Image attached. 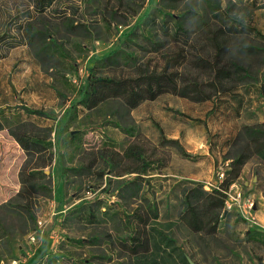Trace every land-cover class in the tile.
I'll return each mask as SVG.
<instances>
[{
	"label": "rangeland",
	"instance_id": "1",
	"mask_svg": "<svg viewBox=\"0 0 264 264\" xmlns=\"http://www.w3.org/2000/svg\"><path fill=\"white\" fill-rule=\"evenodd\" d=\"M32 3L0 0V264H264V0L77 1L49 62ZM48 130L46 186L10 132Z\"/></svg>",
	"mask_w": 264,
	"mask_h": 264
},
{
	"label": "trees",
	"instance_id": "2",
	"mask_svg": "<svg viewBox=\"0 0 264 264\" xmlns=\"http://www.w3.org/2000/svg\"><path fill=\"white\" fill-rule=\"evenodd\" d=\"M60 0H34L32 7L37 15L34 19L28 18L22 24H19L21 30L22 43L27 45L34 53V56L43 62L51 61L52 56L57 53H62V45L58 43L53 36L52 31L57 32V29H62L68 34L79 37L84 41H92V33L86 21H84L83 13L77 1L82 0H66V3H60ZM72 1V2H70ZM60 3V6H59ZM56 5V6H55ZM55 6V9H53ZM34 19V20H33ZM76 70V68H74ZM71 73V72H70ZM68 81V80H67ZM28 116H35L40 118H47V115L40 110H33L27 107L22 108ZM3 129V124L0 121V131ZM50 130L43 138L38 135L27 134V132H10L16 143L25 152L26 157L31 161L34 157L39 160V165H35L30 169L26 175L32 174L40 175L41 178L46 179L50 176L44 174V169L51 163V148L52 143L49 140ZM32 173V174H30ZM25 172L21 174V183L23 184L26 178ZM29 179V177H28ZM44 185H49L46 179ZM85 203L73 206L74 210L83 212ZM89 221L95 219V215L88 213ZM82 245L83 240L75 242ZM67 258L62 252L48 253L41 257L37 264H63ZM84 264L86 262H83ZM76 264V263H73Z\"/></svg>",
	"mask_w": 264,
	"mask_h": 264
},
{
	"label": "water",
	"instance_id": "3",
	"mask_svg": "<svg viewBox=\"0 0 264 264\" xmlns=\"http://www.w3.org/2000/svg\"><path fill=\"white\" fill-rule=\"evenodd\" d=\"M48 172H45V174H47ZM190 264H192L190 261H189Z\"/></svg>",
	"mask_w": 264,
	"mask_h": 264
}]
</instances>
